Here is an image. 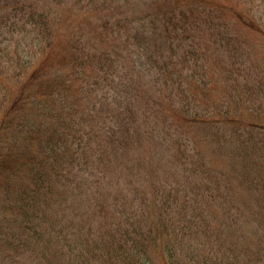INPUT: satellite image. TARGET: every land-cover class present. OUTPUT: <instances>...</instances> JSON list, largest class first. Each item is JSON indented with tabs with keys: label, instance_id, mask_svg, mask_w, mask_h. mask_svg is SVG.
Listing matches in <instances>:
<instances>
[{
	"label": "trees",
	"instance_id": "16d2710c",
	"mask_svg": "<svg viewBox=\"0 0 264 264\" xmlns=\"http://www.w3.org/2000/svg\"><path fill=\"white\" fill-rule=\"evenodd\" d=\"M126 1L0 0V264H263L193 143L264 176V0Z\"/></svg>",
	"mask_w": 264,
	"mask_h": 264
},
{
	"label": "rangeland",
	"instance_id": "374dc122",
	"mask_svg": "<svg viewBox=\"0 0 264 264\" xmlns=\"http://www.w3.org/2000/svg\"><path fill=\"white\" fill-rule=\"evenodd\" d=\"M124 5L125 6L122 7V11L135 20L140 19L141 14L155 9V4L152 0H127L126 2H124ZM133 28L136 31L142 29L138 28V26H133ZM142 39L143 38H137V40L139 41H142ZM145 89H147L149 92H152L151 87L148 85H145ZM260 108L262 111H264V107ZM246 115L249 117L251 116V114L249 113H247ZM262 120H264V113ZM204 143L205 142L201 139L199 140V142L194 141L193 147L195 149V152L199 151L203 154L209 153L211 160L207 159V163L211 166L210 168L213 170L211 176L218 177V181H220L225 187V192L231 195V205L235 204L234 206H240L242 208V215L239 217V223L243 225V228L241 227L240 230L244 229V232H246L244 246H246V248L249 249V253L252 254V252L254 253V251L256 252V250L258 249L256 236L264 238V227H262L264 225V221L261 222L264 210H254V208L264 209V202L260 203L259 205H256V203L254 202L259 198H262L264 201V176L262 178L252 176L253 166L252 164L248 165L247 162H251L252 159H240V157L228 158L227 156H223L222 158L221 155L217 156L215 154H210V147L208 146V144H205L204 147L202 145ZM233 167L238 169V171L235 172L233 170ZM261 169H264V166ZM238 179L241 182H248V180H251V183L249 184L250 186L241 185ZM253 179L256 180L255 184ZM221 193H224L223 188H221ZM238 200L240 201V203ZM204 204L207 207H211L214 203L205 201ZM249 216H251L252 218H249ZM248 219L249 221H247ZM261 223L263 225H261ZM222 226H224L225 228H221L217 235H214V238L221 239L222 237L223 239L227 238V240H232L233 236L226 228L227 224L224 222Z\"/></svg>",
	"mask_w": 264,
	"mask_h": 264
}]
</instances>
